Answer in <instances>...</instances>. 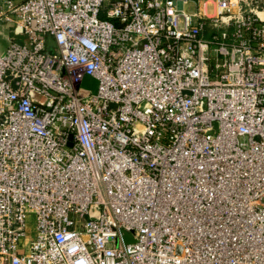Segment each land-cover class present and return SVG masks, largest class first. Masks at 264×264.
I'll return each instance as SVG.
<instances>
[{
  "label": "built area",
  "instance_id": "obj_1",
  "mask_svg": "<svg viewBox=\"0 0 264 264\" xmlns=\"http://www.w3.org/2000/svg\"><path fill=\"white\" fill-rule=\"evenodd\" d=\"M0 22V264H264V0Z\"/></svg>",
  "mask_w": 264,
  "mask_h": 264
},
{
  "label": "crops",
  "instance_id": "obj_2",
  "mask_svg": "<svg viewBox=\"0 0 264 264\" xmlns=\"http://www.w3.org/2000/svg\"><path fill=\"white\" fill-rule=\"evenodd\" d=\"M15 3H19L23 0H11ZM25 35L16 29L12 24H4L0 22V54H3L10 41L22 42L25 40Z\"/></svg>",
  "mask_w": 264,
  "mask_h": 264
},
{
  "label": "rangeland",
  "instance_id": "obj_3",
  "mask_svg": "<svg viewBox=\"0 0 264 264\" xmlns=\"http://www.w3.org/2000/svg\"><path fill=\"white\" fill-rule=\"evenodd\" d=\"M190 10H192V7H191V5H188L187 11H190ZM85 84H86V87L87 88L93 89V83L92 82L88 81ZM31 225H33V223H31ZM31 231H32V228H31Z\"/></svg>",
  "mask_w": 264,
  "mask_h": 264
},
{
  "label": "water",
  "instance_id": "obj_4",
  "mask_svg": "<svg viewBox=\"0 0 264 264\" xmlns=\"http://www.w3.org/2000/svg\"><path fill=\"white\" fill-rule=\"evenodd\" d=\"M70 145V144H69ZM124 239H125V242L126 243H130V242H132V239L129 237V236H127V234H124Z\"/></svg>",
  "mask_w": 264,
  "mask_h": 264
}]
</instances>
